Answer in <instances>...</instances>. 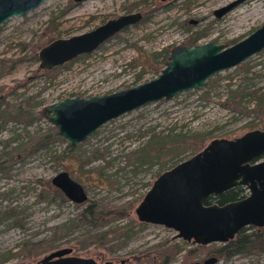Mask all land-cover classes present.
Listing matches in <instances>:
<instances>
[{
    "label": "rangeland",
    "instance_id": "1",
    "mask_svg": "<svg viewBox=\"0 0 264 264\" xmlns=\"http://www.w3.org/2000/svg\"><path fill=\"white\" fill-rule=\"evenodd\" d=\"M229 1L44 0L0 24V58L24 55L13 67L9 63L0 67L1 92L11 102L31 97L34 113L40 114L29 123L13 119L3 123L0 118V257L10 254L0 264L35 262L62 246H71L72 254L99 260L128 258L125 264H140L145 254L156 255L167 244H177L179 251L166 264H205V258L216 256L207 250L220 242L197 244L176 237L171 227L140 221L134 209L163 170L187 159L210 139L231 138L264 126V112L253 110L250 93L264 90V48L211 75L205 86L144 103L105 121L76 144L62 135L25 150L21 145L52 129L43 114L51 102L153 78L164 67L168 51L188 44L196 32H201L197 42L214 39L229 45L264 22V0H243L216 17L214 9ZM136 11L139 21L68 65L51 74L38 68L33 49L40 42L82 33ZM21 42L28 45L22 48ZM235 100L241 109L234 107ZM152 141L157 143L151 146ZM147 147L148 155L140 158ZM61 170L83 184L85 201L71 200L52 184L51 177ZM92 202L103 214L115 207L125 214L104 215L91 227L79 220V214ZM124 224H128L124 233L110 231ZM89 234L93 239L82 245ZM42 239L50 245L31 254L25 243ZM210 264H264V251L217 257Z\"/></svg>",
    "mask_w": 264,
    "mask_h": 264
},
{
    "label": "water",
    "instance_id": "2",
    "mask_svg": "<svg viewBox=\"0 0 264 264\" xmlns=\"http://www.w3.org/2000/svg\"><path fill=\"white\" fill-rule=\"evenodd\" d=\"M42 1L0 0V24L13 15L26 13ZM242 1L231 0L215 8L213 13L220 17ZM140 18V12H128L109 18L88 31L53 39L39 49L38 66L51 68L88 53ZM262 48L264 22L229 45L214 39L175 45L168 51L166 63L155 77L110 92L63 97L45 106L43 114L70 144H76L105 121L144 103L205 86L211 75L243 62ZM263 153L264 129L261 128L249 129L231 138L210 139L193 155L153 180L135 206L138 219L172 227L176 237L199 244L225 242L248 224L264 226V159L260 158ZM51 182L75 202L87 199L83 184L67 170L55 173ZM237 183L247 185L249 195L225 204H204L208 194L221 192ZM71 251V246L57 247L34 264H99L92 256L76 255ZM216 260L212 255L203 263ZM122 263L123 258L119 264ZM106 264L112 261L107 260Z\"/></svg>",
    "mask_w": 264,
    "mask_h": 264
},
{
    "label": "trees",
    "instance_id": "3",
    "mask_svg": "<svg viewBox=\"0 0 264 264\" xmlns=\"http://www.w3.org/2000/svg\"><path fill=\"white\" fill-rule=\"evenodd\" d=\"M201 32H196L188 44H194L197 43L198 38L200 37ZM50 42L48 39L47 41L40 42L33 50V54L38 55V49H40L43 45ZM21 47L25 48L28 43L21 42ZM86 53H82L78 56L84 55ZM76 56V57H78ZM23 56L6 59V58H0V67L4 66V64L9 63V68L13 67L15 63L19 60H21ZM75 57V58H76ZM71 60H68L64 62L61 65H56L51 68H42L38 67L40 70L43 71V73L51 74V72H55L60 66L62 65H68ZM2 74V71H0V76ZM252 99L255 101V108L253 110H260L264 112V90H260L259 88L253 89L251 92ZM31 97L21 98L17 101H9L6 99L5 95L1 92L0 88V118L3 123H5L9 119H13L16 121H23L26 123H29V121L33 120L36 117H39L40 114H35L33 110V104L30 101ZM234 107L237 109H241L242 106L240 105L239 100L234 101ZM51 130H46L41 133H36L34 136H30L27 140H25L21 147L22 150H25L28 148V146L32 145H40L45 144L47 141L51 139L56 138H63L62 134L58 131L57 127L54 125L51 127ZM157 143V141H152L151 146L153 144ZM149 148H145L141 150L140 158H143V156L148 155ZM236 195H238L237 191H231L229 193H226L221 196L222 202L226 199L234 198ZM106 214H103L100 210H98L97 203L92 202L89 203L87 206L83 208V210L79 214V220L84 221L86 224H89L91 227L97 224V221H100V218L104 215L112 214L114 215H124L125 211L121 209L120 207H115L114 209H108V211L105 212ZM128 225V224H127ZM127 225H120L115 226L110 231L112 234L120 235L124 233L122 229H125L128 227ZM65 226V223H63L61 226H58L59 228ZM250 227H245L241 229L236 235L230 239H228L225 242H220L219 244L212 246L207 251L209 253H214L217 257H225L228 258L234 254H246L249 252H263L264 251V226L261 227L259 230L252 228L251 230H247ZM92 230V229H91ZM107 234L103 233L102 235L105 236ZM88 240H82L81 244L85 245L90 242V240L93 239L92 234L88 235ZM49 240L42 239L34 242H26L25 244L30 248L31 254H38L40 252H43L46 250V248L50 245ZM49 244V245H48ZM179 251V246L177 244H167L163 245V247L159 248L156 251V255L151 254H145L140 260V264H166L171 256L173 254L177 253ZM4 255L0 257V261L6 260V258L9 256Z\"/></svg>",
    "mask_w": 264,
    "mask_h": 264
},
{
    "label": "flooded vegetation",
    "instance_id": "4",
    "mask_svg": "<svg viewBox=\"0 0 264 264\" xmlns=\"http://www.w3.org/2000/svg\"><path fill=\"white\" fill-rule=\"evenodd\" d=\"M254 128H261V129H264V126H262V127H254ZM251 129H253V128H251ZM247 131V130H246ZM244 133V132H243ZM242 133V134H243ZM241 135V134H240ZM238 136V135H237ZM201 149V148H200ZM198 151V150H197ZM196 151V152H197ZM261 159H264V153L261 155V157H260ZM172 167V166H171ZM166 170V169H165ZM164 171V170H163ZM162 171V172H163ZM149 189V188H148ZM231 191H237L238 192V195H236L234 198H231V199H226L225 201H223L222 202V200H221V196L222 195H224V194H226V193H229V192H231ZM147 192V191H146ZM145 192V193H146ZM249 188H248V186L247 185H245V184H243V183H237V184H234V185H232L231 187H229V188H227V189H225V190H223V191H221V192H212V193H210V194H208L205 198H204V204H206V205H209V204H225V203H227V202H231V201H235V200H238V199H242V198H245L247 195H249ZM135 210V209H134ZM136 213V212H135ZM136 216H137V214H136ZM138 218V217H137ZM140 221H142V220H140ZM144 222V221H143ZM145 222H149V221H145ZM164 225V224H163ZM166 226V225H165ZM167 227H169V226H167ZM245 227H250V228H248L247 230H251L252 228H254V229H257V230H259L261 227H263V226H257V225H252V224H248V225H245V226H243L241 229H243V228H245ZM172 228V227H171ZM174 229V228H173ZM240 229V230H241ZM239 230V231H240ZM238 231V232H239ZM237 232V233H238ZM236 235V234H235ZM234 235V236H235ZM192 241V240H191ZM193 242V241H192ZM197 244H199V243H197ZM93 257V256H92ZM95 258V257H94ZM98 262H99V264H106V261L107 260H111L112 261V264H119L120 263V260L122 259V258H109V259H104V260H99V258H95ZM124 259V263H122V264H125V262L127 261V260H129L128 258H123ZM38 260V259H37ZM37 260L35 261V262H32V264H34V263H36L37 262ZM31 262V261H30ZM21 264H23V263H21ZM25 264H27V262H25Z\"/></svg>",
    "mask_w": 264,
    "mask_h": 264
},
{
    "label": "bare ground",
    "instance_id": "5",
    "mask_svg": "<svg viewBox=\"0 0 264 264\" xmlns=\"http://www.w3.org/2000/svg\"><path fill=\"white\" fill-rule=\"evenodd\" d=\"M260 4V3H259Z\"/></svg>",
    "mask_w": 264,
    "mask_h": 264
}]
</instances>
